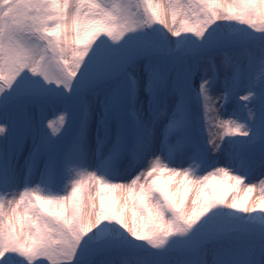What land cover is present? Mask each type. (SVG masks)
Returning <instances> with one entry per match:
<instances>
[{"label":"snow or ice","instance_id":"1","mask_svg":"<svg viewBox=\"0 0 264 264\" xmlns=\"http://www.w3.org/2000/svg\"><path fill=\"white\" fill-rule=\"evenodd\" d=\"M0 264H264V0H0Z\"/></svg>","mask_w":264,"mask_h":264}]
</instances>
